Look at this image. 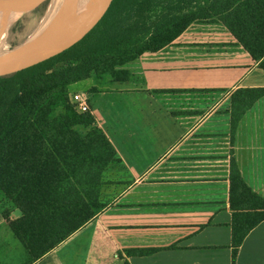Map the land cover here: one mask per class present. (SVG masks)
<instances>
[{
    "label": "crops",
    "instance_id": "0c3cea01",
    "mask_svg": "<svg viewBox=\"0 0 264 264\" xmlns=\"http://www.w3.org/2000/svg\"><path fill=\"white\" fill-rule=\"evenodd\" d=\"M116 69L127 76L84 83L93 127L119 159L104 171L110 198L31 264H264V218L234 254L231 206L233 163L264 198V95L232 121L233 93L264 87L259 61L211 20ZM6 212L22 215L0 190V264H25Z\"/></svg>",
    "mask_w": 264,
    "mask_h": 264
},
{
    "label": "trees",
    "instance_id": "16d2710c",
    "mask_svg": "<svg viewBox=\"0 0 264 264\" xmlns=\"http://www.w3.org/2000/svg\"><path fill=\"white\" fill-rule=\"evenodd\" d=\"M93 1L82 0L60 36ZM109 2L101 0L84 26L48 56L63 51L0 75V190L22 211L9 224L33 262L97 215L102 205L101 175L111 162L119 160L109 138L93 127L90 111L77 114L67 107L65 113H56L70 85L113 59L116 63L108 71L97 73L115 76L116 67L173 41L184 30L181 25L213 15L264 70V0ZM60 63L66 64L58 67ZM124 73L121 78L127 76ZM53 92L57 95L47 101ZM263 95L264 87L237 89L232 95L233 123ZM79 123L91 129L82 134L75 128ZM231 180V206L237 210L233 223L236 254L246 233L264 218V198L244 182L235 163Z\"/></svg>",
    "mask_w": 264,
    "mask_h": 264
},
{
    "label": "water",
    "instance_id": "95a60500",
    "mask_svg": "<svg viewBox=\"0 0 264 264\" xmlns=\"http://www.w3.org/2000/svg\"><path fill=\"white\" fill-rule=\"evenodd\" d=\"M45 2H47L46 9L33 34L27 37L15 48L0 55V75L16 72L64 50L63 49L50 56H44L56 46L59 36L65 29L66 23L78 0H59L54 6L51 5L52 0H0V15L11 16L14 19H18L25 13L35 11L39 5ZM97 22H95L94 25ZM93 26H91L90 29ZM90 29H88L78 40H80Z\"/></svg>",
    "mask_w": 264,
    "mask_h": 264
},
{
    "label": "rangeland",
    "instance_id": "374dc122",
    "mask_svg": "<svg viewBox=\"0 0 264 264\" xmlns=\"http://www.w3.org/2000/svg\"><path fill=\"white\" fill-rule=\"evenodd\" d=\"M47 2L39 5L35 11L25 13L21 15L18 19H14L11 16H2L0 15V55L8 52V50H11L15 48L17 45H19L21 42H23L27 37L33 34V32L37 29L42 16L44 14V11L46 9ZM187 12V11H185ZM211 20H219L217 16H212L209 18H197L194 21H211ZM193 21V22H194ZM189 24V23H188ZM188 25L182 28H186ZM115 60H110L107 63L103 64L97 72H103V71H108L110 67L114 65ZM66 63H60L57 66L61 67L64 66ZM97 72H91L89 76L83 80L77 81L73 83L72 85L69 86L67 92H66V100L64 101V104H60L56 108V113H65V108L70 107L74 112L77 114H87L89 111H82L79 109V106L76 103H73L70 99V94H74L76 91H80L83 93L85 97H89V89L87 88L86 85H84L85 82L88 81V78L91 76V74H95ZM104 73V72H103ZM106 73V72H105ZM99 74V73H97ZM106 75V74H102ZM114 75L117 78H121L125 75L123 71H115ZM101 79H104V76H101ZM57 95L56 92L50 93L48 100L47 101H52L54 97ZM77 131L80 133L84 134L87 133L90 129L91 126H87L83 123H79L75 126ZM106 169V168H105ZM101 175V181L102 184L100 185V195H99V202L102 204L101 208L104 206V203L110 198V193L106 190V188L111 187L113 184V177L108 178L106 180V176L104 175V171ZM106 180V181H105ZM4 193V192H3ZM6 195V194H5ZM7 197V196H6ZM11 201V200H10ZM18 208V207H17ZM101 208L98 209V212L101 210ZM9 208H6V211ZM21 211V210H20ZM8 212V211H7ZM6 212V213H7ZM22 213V211H21ZM10 215L6 214V219L9 221ZM70 238V237H69ZM67 238V240L69 239ZM34 258L29 255L27 257L26 263L25 264H31L33 262Z\"/></svg>",
    "mask_w": 264,
    "mask_h": 264
},
{
    "label": "bare ground",
    "instance_id": "6f19581e",
    "mask_svg": "<svg viewBox=\"0 0 264 264\" xmlns=\"http://www.w3.org/2000/svg\"><path fill=\"white\" fill-rule=\"evenodd\" d=\"M59 0H52L51 5L54 6L58 3ZM101 0H94L92 4L88 7V9L83 13L79 21L70 29H68L62 36H59L58 42L54 49L48 51L44 56H47L57 49H59L61 46L66 44L83 26L84 24L89 20V18L94 13L95 9L98 7ZM82 3V0H78L76 3L67 23L66 26L72 21V19L75 17L76 13L79 10V7ZM1 23V22H0ZM9 51V50H8Z\"/></svg>",
    "mask_w": 264,
    "mask_h": 264
},
{
    "label": "built area",
    "instance_id": "2783aa9c",
    "mask_svg": "<svg viewBox=\"0 0 264 264\" xmlns=\"http://www.w3.org/2000/svg\"><path fill=\"white\" fill-rule=\"evenodd\" d=\"M69 96L71 101L79 106L80 110L90 111L89 97H85L80 91H76L74 94H70Z\"/></svg>",
    "mask_w": 264,
    "mask_h": 264
}]
</instances>
